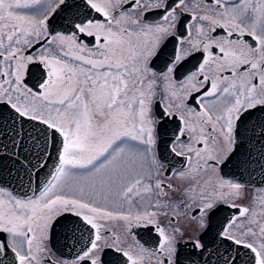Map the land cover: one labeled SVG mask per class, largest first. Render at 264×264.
Here are the masks:
<instances>
[{
	"label": "snow or ice",
	"instance_id": "obj_1",
	"mask_svg": "<svg viewBox=\"0 0 264 264\" xmlns=\"http://www.w3.org/2000/svg\"><path fill=\"white\" fill-rule=\"evenodd\" d=\"M262 117L264 0H0V264H264Z\"/></svg>",
	"mask_w": 264,
	"mask_h": 264
},
{
	"label": "water",
	"instance_id": "obj_2",
	"mask_svg": "<svg viewBox=\"0 0 264 264\" xmlns=\"http://www.w3.org/2000/svg\"><path fill=\"white\" fill-rule=\"evenodd\" d=\"M66 16V14H63ZM64 26H67V20L65 19L63 22ZM57 29L61 27L60 21H57L56 24ZM264 118V117H262ZM7 150H4V152H0V155H4ZM0 167H3V173H0V177L5 181L4 186L9 187L11 190H15L17 194L19 195H24L27 193L28 195H33L34 194V189H35V184H33L32 188H29V182L27 177L24 178L23 184L21 186V183L17 179V172L19 170V166L14 164L10 159H4L3 161H0ZM231 165L227 169L224 170L225 175L230 176V170H231ZM254 167V166H253ZM8 169H12L11 174H9ZM19 175L24 176V172L22 170H19ZM244 179L248 180L249 176L247 173L244 174ZM251 179L256 180L258 179V176H253Z\"/></svg>",
	"mask_w": 264,
	"mask_h": 264
},
{
	"label": "flooded vegetation",
	"instance_id": "obj_3",
	"mask_svg": "<svg viewBox=\"0 0 264 264\" xmlns=\"http://www.w3.org/2000/svg\"><path fill=\"white\" fill-rule=\"evenodd\" d=\"M68 15L69 14H66V16H68ZM67 23H68V21H67ZM250 134L251 133H249V135ZM262 143H264V142H262ZM248 147H250V148L254 147V149L256 151H259L261 145L260 144H256L255 141H253V143L248 145ZM254 167H255V165H254ZM256 176H258V173H257ZM67 235L70 238L65 239L64 229L62 227H57L55 229V233H54V236H53L52 244L54 245V251L58 255L62 254V258L70 260V259L74 258V255H75V253L72 250V246L74 244V238H71V233H68ZM145 239H147V238H145ZM65 245H67V247Z\"/></svg>",
	"mask_w": 264,
	"mask_h": 264
}]
</instances>
